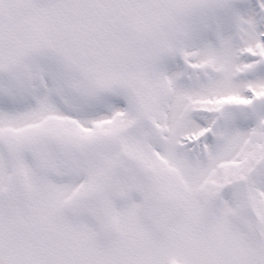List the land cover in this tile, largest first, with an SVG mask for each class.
<instances>
[{"label": "snow or ice", "instance_id": "obj_1", "mask_svg": "<svg viewBox=\"0 0 264 264\" xmlns=\"http://www.w3.org/2000/svg\"><path fill=\"white\" fill-rule=\"evenodd\" d=\"M0 264H264V0H0Z\"/></svg>", "mask_w": 264, "mask_h": 264}]
</instances>
